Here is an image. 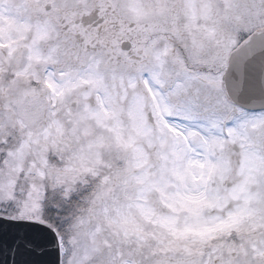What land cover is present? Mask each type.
<instances>
[{"label": "snow or ice", "instance_id": "snow-or-ice-1", "mask_svg": "<svg viewBox=\"0 0 264 264\" xmlns=\"http://www.w3.org/2000/svg\"><path fill=\"white\" fill-rule=\"evenodd\" d=\"M0 264H264V0H0Z\"/></svg>", "mask_w": 264, "mask_h": 264}]
</instances>
